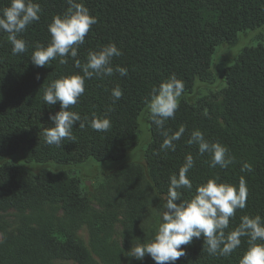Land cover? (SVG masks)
I'll return each mask as SVG.
<instances>
[{"label": "trees", "instance_id": "trees-1", "mask_svg": "<svg viewBox=\"0 0 264 264\" xmlns=\"http://www.w3.org/2000/svg\"><path fill=\"white\" fill-rule=\"evenodd\" d=\"M35 2L42 8L40 20L19 34L29 45L25 53L13 55L7 33L0 32V159L4 160L20 148H25L29 160L36 163L123 160L136 144L139 117L153 87L175 74L184 82V92L192 90L196 81L208 74L219 44L233 42L242 31L264 27V0H76L98 20L78 49L77 59L83 64L89 51L115 43L122 55L112 59V66L126 67L128 75L114 73L86 80L85 93L69 110L89 120L93 113L107 116L112 126L107 132H97L87 125L80 129L77 124L73 128L75 141L65 139L56 147L46 144L42 133L54 126L49 116L55 115L60 105L46 104L44 89L63 76L83 73L71 58L65 65L59 58L45 67L32 64L35 45L51 42L48 25L53 16L69 7L67 0ZM9 5L10 0H0V11ZM225 75L229 88L224 117L205 115L204 109L186 102L180 104L175 118L164 126L170 134L185 126L175 151L161 150L164 137L151 122L153 141L147 157L157 187L167 195L170 176L178 174L187 154L193 155L195 166L188 173L193 190L181 189L183 199H190L195 188L210 178L218 176L219 182L238 186L244 177L247 206L237 210L228 232L244 215L264 217V49L247 50ZM116 86L123 91L119 100L111 95ZM194 130L201 131L209 142L226 146L234 162L226 169L211 168V156L199 155L198 146L188 143ZM244 163L250 164L252 171L242 172ZM125 177L129 246L133 239L141 238L145 196L140 171L129 167ZM47 203L61 205L67 215L80 220L92 212L89 200L80 194L78 179L48 174L32 177L21 166L0 163L2 209L25 211ZM48 224L40 231L26 227L16 239L6 240L0 246V264H48L46 255L91 264L88 251L74 233L62 227L49 228ZM247 240L241 237V246L229 256H212L203 238H194L191 245L181 246L187 255L176 264H239L249 246Z\"/></svg>", "mask_w": 264, "mask_h": 264}, {"label": "clouds", "instance_id": "clouds-1", "mask_svg": "<svg viewBox=\"0 0 264 264\" xmlns=\"http://www.w3.org/2000/svg\"><path fill=\"white\" fill-rule=\"evenodd\" d=\"M67 3L69 7L62 14L53 16L48 25L51 42L47 46L36 44L31 56L32 64L37 67H45L57 58L60 64L65 65L71 58L75 61V67L83 73L63 76L44 89V102L48 105H60V110L49 116L54 126L45 128L42 133L45 143L56 147H61L65 139L75 141L73 128L77 124L80 129L87 125L97 132H107L112 126L107 116L101 118L93 113L89 120L88 116L82 118L78 112L69 110L85 93V81L94 76L111 77L114 73L121 77L128 75L126 67L112 66V59L122 55L115 43L105 45L98 51H89L86 62L81 64L77 59L78 49L85 43V37L98 20L90 14L83 2L67 0ZM41 13L42 8L35 0H10V5L0 11V32L7 33L13 55H21L27 51L29 45L19 34L34 22H38ZM259 31L261 30L258 29L257 32ZM256 34L254 32L247 38L242 36L237 47H244ZM184 91V82L172 74L158 87H153L149 98L144 102L145 108L140 116L142 118L147 113L149 120L161 130L164 137L161 150L175 151V142L186 131L183 125L171 134L164 130L165 122L175 118ZM111 95L114 100H119L123 91L116 86ZM188 143L198 146L199 155L208 153L211 156V168L219 166L226 169L234 162L235 158L229 154L226 146L209 142L199 130L191 133ZM194 166L193 155L187 154L178 174L169 178L163 210L157 215L154 238L132 245L130 251L125 253L126 256L137 261L150 256L155 264H176L181 257L187 255L181 246L191 245L194 238L199 240L201 237L203 245H207L209 255L229 256L241 246V237H247L249 246L239 264H264V217L244 215L237 227L226 232L237 210H243L247 206L248 188L244 177L240 178L238 186L219 182L218 176L210 178L195 188L190 199H183L181 189L190 193L193 190L188 173ZM241 171L250 172L252 166L244 163Z\"/></svg>", "mask_w": 264, "mask_h": 264}, {"label": "rangeland", "instance_id": "rangeland-1", "mask_svg": "<svg viewBox=\"0 0 264 264\" xmlns=\"http://www.w3.org/2000/svg\"><path fill=\"white\" fill-rule=\"evenodd\" d=\"M258 29L261 31L257 32ZM254 32L257 34L244 47H237L242 36L247 38ZM259 48L264 49V27L242 31L233 42L219 44L212 57L208 74L198 79L192 90L184 92L180 104L186 102L204 109L205 115L217 113V116L224 117L226 93L229 88L226 70L234 66L247 50ZM152 141L151 121L145 113L142 118L139 117L136 144L121 161L98 162L86 159L71 164L36 163L29 160L25 148H20L12 157L0 159V163L23 167L32 177L48 174L78 179L80 194L89 200L92 207L88 217L81 220L67 215L59 204L47 203L25 211L0 207V246L8 239L19 237L26 227L40 231L50 223L49 228L62 227L74 233L88 251L91 264H155L150 256L137 261L125 254L130 251L132 245L154 238L157 215L163 210L167 196L157 187L148 162L147 152ZM129 167L136 168L141 173L145 207L140 223L141 238L133 239L132 244L127 246V206L123 191L126 182L125 170ZM45 259L48 264H79L74 260L47 255Z\"/></svg>", "mask_w": 264, "mask_h": 264}]
</instances>
